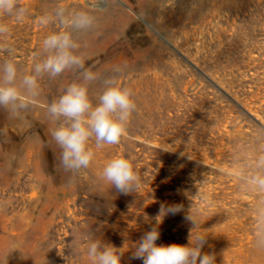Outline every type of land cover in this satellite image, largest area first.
Wrapping results in <instances>:
<instances>
[{
    "label": "rangeland",
    "instance_id": "rangeland-1",
    "mask_svg": "<svg viewBox=\"0 0 264 264\" xmlns=\"http://www.w3.org/2000/svg\"><path fill=\"white\" fill-rule=\"evenodd\" d=\"M60 2L79 9L87 0H22L29 17L7 21L22 68L55 30L37 17ZM102 2L98 31L82 39L86 67L103 77L126 64L120 82L134 90L137 110L121 142L97 150L72 184L57 166L44 106L76 73L45 77L24 120L0 111V264H91L90 234L129 249L121 264H142L131 247L155 225L161 203L184 212L163 220L157 244H188L190 210L193 235L207 236L202 253L216 264H264L253 246L255 196L240 190L234 164L237 148L264 125V0ZM101 90L96 82L90 93ZM117 155L140 173L138 192L120 194L101 179Z\"/></svg>",
    "mask_w": 264,
    "mask_h": 264
},
{
    "label": "clouds",
    "instance_id": "clouds-1",
    "mask_svg": "<svg viewBox=\"0 0 264 264\" xmlns=\"http://www.w3.org/2000/svg\"><path fill=\"white\" fill-rule=\"evenodd\" d=\"M106 4L102 0H87L83 8H70L60 2L37 17L42 27L54 26L40 42L31 67L24 69L16 60V50L9 44L11 26L22 24L30 15V8L22 0H0V111L11 120H24L37 104L41 81L56 79L66 72L76 73V80L67 84L57 99L46 104L45 115L55 125L50 130L52 143L59 150L56 157L60 171L74 182L76 175L94 162L97 150L117 145L126 135L127 127L137 103L134 90L121 84L127 74L126 64H117L111 74L101 76L86 67L88 57L82 52V39L98 31L100 16ZM100 82L101 91L93 97L91 86ZM240 190L254 195L253 246L264 252V125L256 127L234 154ZM101 179L118 193L128 195L142 187V177L134 163L117 155L103 166ZM184 212L182 204L161 203L155 225L133 244L131 259L142 264H216L214 254L202 253L207 236L196 234L197 221L189 210L184 220L193 227L188 244H157L159 225L168 216ZM129 250V249H128ZM127 250V251H128ZM91 264H121L127 252L90 234L85 248Z\"/></svg>",
    "mask_w": 264,
    "mask_h": 264
}]
</instances>
